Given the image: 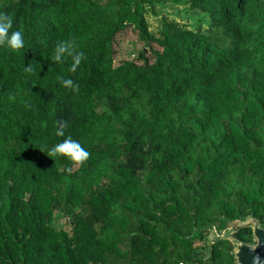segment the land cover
I'll return each instance as SVG.
<instances>
[{"label": "trees", "instance_id": "1", "mask_svg": "<svg viewBox=\"0 0 264 264\" xmlns=\"http://www.w3.org/2000/svg\"><path fill=\"white\" fill-rule=\"evenodd\" d=\"M159 6L195 12L196 30L164 16L152 31ZM0 11L25 36L21 51L0 47V264H234L230 241L205 260L201 229L222 217L264 226V0H0ZM128 30L136 42L119 39ZM58 41L84 52L74 71L52 59ZM58 120L84 164L47 156ZM234 237L253 243L251 228Z\"/></svg>", "mask_w": 264, "mask_h": 264}, {"label": "clouds", "instance_id": "2", "mask_svg": "<svg viewBox=\"0 0 264 264\" xmlns=\"http://www.w3.org/2000/svg\"><path fill=\"white\" fill-rule=\"evenodd\" d=\"M0 47L7 48L13 52H18L25 48L24 33L19 29L13 30V19L10 14L4 11H0ZM69 57L72 60L71 70L74 71L84 60L85 54L76 50L70 41H58L53 49L52 59L55 62L63 63ZM25 70H29V66L25 67ZM61 83L65 87H72L74 91L77 90L78 86L73 85L70 79L61 77ZM64 129L65 122L58 120L55 135L63 137V139L48 149L47 156L56 155L66 158L74 164H84L89 159L90 153L80 142L71 136H66ZM66 171L71 172V169H66Z\"/></svg>", "mask_w": 264, "mask_h": 264}, {"label": "water", "instance_id": "3", "mask_svg": "<svg viewBox=\"0 0 264 264\" xmlns=\"http://www.w3.org/2000/svg\"><path fill=\"white\" fill-rule=\"evenodd\" d=\"M246 228L253 231V243H244L234 237V234ZM204 231H208L205 260L211 258L214 244L230 241L234 247L231 252L234 264H264V226L254 216L235 220L222 217L201 229V232Z\"/></svg>", "mask_w": 264, "mask_h": 264}, {"label": "rangeland", "instance_id": "4", "mask_svg": "<svg viewBox=\"0 0 264 264\" xmlns=\"http://www.w3.org/2000/svg\"><path fill=\"white\" fill-rule=\"evenodd\" d=\"M166 16L169 20L179 23L181 26H186L192 30H196L199 22L198 17H196L195 12H192L189 9L184 7H173V6H159L157 7V16L152 14L148 15V19L151 25L152 31H158L159 25L161 23L162 17ZM120 40H124L127 42H136V34L131 30H128L124 33L120 38ZM128 46L125 45L122 52H126L132 48H126ZM133 51V50H132ZM67 230V229H65ZM70 232V230H67ZM233 238V235L230 236V239ZM197 247L202 246L201 244H196Z\"/></svg>", "mask_w": 264, "mask_h": 264}, {"label": "built area", "instance_id": "5", "mask_svg": "<svg viewBox=\"0 0 264 264\" xmlns=\"http://www.w3.org/2000/svg\"><path fill=\"white\" fill-rule=\"evenodd\" d=\"M181 264H185V263H181Z\"/></svg>", "mask_w": 264, "mask_h": 264}]
</instances>
